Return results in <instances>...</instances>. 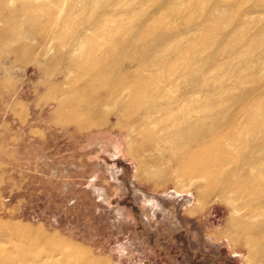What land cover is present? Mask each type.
Segmentation results:
<instances>
[{
	"label": "rangeland",
	"instance_id": "374dc122",
	"mask_svg": "<svg viewBox=\"0 0 264 264\" xmlns=\"http://www.w3.org/2000/svg\"><path fill=\"white\" fill-rule=\"evenodd\" d=\"M215 1L0 0V264H264V0ZM212 145L239 216L173 175Z\"/></svg>",
	"mask_w": 264,
	"mask_h": 264
},
{
	"label": "bare ground",
	"instance_id": "6f19581e",
	"mask_svg": "<svg viewBox=\"0 0 264 264\" xmlns=\"http://www.w3.org/2000/svg\"><path fill=\"white\" fill-rule=\"evenodd\" d=\"M218 0H216L215 2H213V6L217 5ZM231 13L233 12L232 10H230ZM235 15H230L228 18H226V25L224 26L223 29L229 28L232 26L234 20H235ZM223 17L220 16L218 18V16L216 18H214L213 23H215L214 26H207V29H204L205 31H207V36H209V34H216L217 36L221 34V22L223 21ZM190 24V23H189ZM205 28V27H204ZM199 32L196 31L195 34ZM209 38V37H207ZM177 47H171L169 48L166 52H169V56L172 55L173 51H176ZM178 49V48H177ZM198 51V50H197ZM226 51V50H224ZM196 52V50H195ZM231 53V52H229ZM122 58H125V54L124 56H122ZM121 58V59H122ZM112 63V59L107 56L104 55L103 57H100L98 59H96L95 63H94V67L96 68H101V65L106 66L107 64L108 67H105L104 72L106 73V79L103 81V83L101 84L102 87L106 88H111L112 91L118 93L120 92V90L122 88H127L128 94H130L129 92L132 91L133 89L130 90L131 88H129L126 84H124L123 82H119L118 86H116L117 84L114 85H110V80L111 78L118 72V69H114L111 64ZM113 64V63H112ZM204 66V63L203 65ZM103 69V67H102ZM135 73L133 72L132 75H134ZM143 85H148L147 82L143 81L142 82ZM170 87V86H169ZM169 89V88H168ZM170 92V91H169ZM124 95V94H123ZM133 95V94H132ZM197 96V95H195ZM138 96H136L137 98ZM164 97H166L164 95ZM163 97V98H164ZM130 98V96H119L116 98V100L113 99H108L110 102L119 104L122 108V110L119 113V115L122 116L123 119L127 118L129 116V114L132 111V108L130 107L129 104L126 103V101H128ZM131 98L133 99V97L131 96ZM167 99V98H166ZM103 113H101V110L98 111V114L96 113V116L92 117L93 121H98L100 117H102ZM147 124L150 123L151 119L150 116L147 115ZM120 119V118H119ZM75 120V115H68V116H64L63 121L65 123L67 122H74ZM164 123H161V125H163ZM154 126V125H153ZM156 127V126H155ZM145 132H147L148 134L145 135ZM144 135L146 138L147 142H155L158 141V137L157 134L153 135L148 132V131H143ZM198 130L194 131L193 134L197 135ZM154 136V137H153ZM163 136L161 135L160 138H162ZM128 141H130L131 143V138L129 137ZM199 150H193V151H187V153L181 154V157L178 159V166L177 168L173 171V175H178V181H182V180H186V182H188L187 184L183 185V182H181V185L186 187L188 186L189 188H195L197 191L199 190L201 192H199V194L197 193L196 196V202H201V201H205L206 198L211 197V196H218L217 194L221 195V194H229V195H235L231 197V211L233 215L238 214V207L237 204H241L240 202L243 201V198L248 199L250 193V187L253 186V184L256 182L254 180V183L252 184L249 183L248 186L245 187H239L236 183L233 184L232 183H223L222 185H220L219 179L225 175V166L227 163V158H228V153L225 151H216V148L214 145L209 146L208 148H202ZM181 153V152H180ZM180 155V154H179ZM180 164V165H179ZM181 175V176H180ZM226 177V175H225ZM246 196V197H244ZM256 199H258L257 197H255ZM228 203V202H227ZM256 210V211H255ZM254 212H257L259 214V209H255ZM252 212V218H256V213ZM240 214V212H239ZM238 214V216H239ZM250 214H246L244 216H241L240 219L237 221V223L235 224V229L237 227L240 226H245L247 220L249 219ZM228 233V232H226ZM234 242V241H233ZM235 243V242H234ZM245 247L248 249L249 253H253L255 254V251L258 252L262 251V244H257L256 242H254L253 239H244L243 241ZM6 252V250H5ZM3 260V264H10L9 258L7 256H4L2 258ZM255 261V259L250 258V256H248V262H253ZM44 264V263H42Z\"/></svg>",
	"mask_w": 264,
	"mask_h": 264
}]
</instances>
